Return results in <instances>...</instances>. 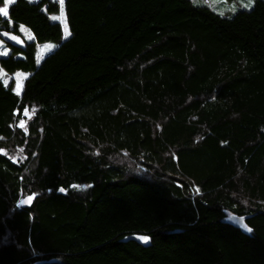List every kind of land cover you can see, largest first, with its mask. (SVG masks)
<instances>
[{
    "label": "trees",
    "instance_id": "trees-1",
    "mask_svg": "<svg viewBox=\"0 0 264 264\" xmlns=\"http://www.w3.org/2000/svg\"><path fill=\"white\" fill-rule=\"evenodd\" d=\"M19 26L33 40L0 57L28 73L19 93L0 77V264H264V0H14L0 32Z\"/></svg>",
    "mask_w": 264,
    "mask_h": 264
},
{
    "label": "rangeland",
    "instance_id": "rangeland-1",
    "mask_svg": "<svg viewBox=\"0 0 264 264\" xmlns=\"http://www.w3.org/2000/svg\"><path fill=\"white\" fill-rule=\"evenodd\" d=\"M13 1L14 0H12V2ZM29 1L35 2L36 0H29ZM190 1L194 5H206L212 12H215L219 15H224L226 13L235 14L240 10H250L255 3V0H190ZM11 3H7V0H2V3L0 4V8H4L7 4V9H8ZM51 19L56 20L60 23L63 34L62 39L66 38L67 36H65L64 34L65 22L62 12L53 14L51 16ZM18 30L23 37V39H21L22 42H30L33 40L32 34L26 27L19 26ZM48 45H51V47L50 48L47 47ZM56 47H57V43L36 44L35 47L36 61L39 62L45 55L53 51ZM10 52L11 51L8 45H6L0 40V57H6L7 55L10 54ZM16 54L17 53H15V55ZM27 76L28 73L22 71H15L13 73H8L0 69V77L3 80L4 84L7 86L12 85V88L16 93H19L21 91L22 83Z\"/></svg>",
    "mask_w": 264,
    "mask_h": 264
},
{
    "label": "bare ground",
    "instance_id": "bare-ground-1",
    "mask_svg": "<svg viewBox=\"0 0 264 264\" xmlns=\"http://www.w3.org/2000/svg\"><path fill=\"white\" fill-rule=\"evenodd\" d=\"M203 6H206V5H203ZM58 12H62L63 17H64V22L67 25L66 18H65L62 6H60L59 10L56 13H58ZM20 35H21V33H20ZM0 40L3 43H5L6 45H8V47L10 48L11 52H12V49H17V50L21 49L22 51H24V45H25L26 42H22L21 40H19V36L16 35V34H13L11 32H7V31H2V32H0ZM24 117H25V119L29 118V116L26 113L24 114ZM18 162L22 163L23 160L18 159Z\"/></svg>",
    "mask_w": 264,
    "mask_h": 264
},
{
    "label": "water",
    "instance_id": "water-1",
    "mask_svg": "<svg viewBox=\"0 0 264 264\" xmlns=\"http://www.w3.org/2000/svg\"><path fill=\"white\" fill-rule=\"evenodd\" d=\"M245 217H238V216H229L226 218V223L234 228H240L243 225ZM130 241H135L137 243H142L143 241L138 237H130Z\"/></svg>",
    "mask_w": 264,
    "mask_h": 264
},
{
    "label": "snow or ice",
    "instance_id": "snow-or-ice-1",
    "mask_svg": "<svg viewBox=\"0 0 264 264\" xmlns=\"http://www.w3.org/2000/svg\"><path fill=\"white\" fill-rule=\"evenodd\" d=\"M12 2V0H7V3H11ZM0 14H2V15H7V4H6V6L4 7V8H0ZM64 34H65V36H68V35H70V33H69V30H68V27H67V25L65 24V26H64ZM47 47H51V45H48ZM61 191H63V190H61ZM31 199V197H29V200ZM28 201H25V203H27ZM249 231H251V229H249ZM140 239L142 240V241H144V242H147L148 241V237L147 236H143V237H140Z\"/></svg>",
    "mask_w": 264,
    "mask_h": 264
}]
</instances>
